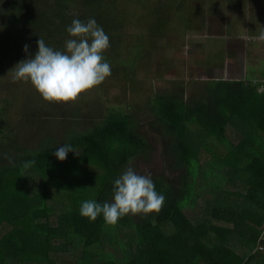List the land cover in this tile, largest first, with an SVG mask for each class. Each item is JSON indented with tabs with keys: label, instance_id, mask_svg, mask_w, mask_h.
Here are the masks:
<instances>
[{
	"label": "trees",
	"instance_id": "1",
	"mask_svg": "<svg viewBox=\"0 0 264 264\" xmlns=\"http://www.w3.org/2000/svg\"><path fill=\"white\" fill-rule=\"evenodd\" d=\"M5 1L13 13L0 20V72L12 58H34L39 38L66 51L74 19L95 18L109 37V62V51L121 49L116 41L127 20L120 17L125 0ZM167 1L156 5L161 23L150 33L172 20L168 11L175 7L182 10L173 19L184 16L188 31L198 26L190 0ZM178 85L153 98L149 115L165 139L167 170L182 172L151 178L165 197L159 212L129 213L114 225L102 215L92 221L80 208L88 200L114 202V181L129 161L137 166V157L151 156L152 142L136 129L133 115H95V107L85 111L84 102L75 101L73 113L54 114L71 121L64 134L56 135L50 121L37 126L35 134L48 132L33 150L0 106V264H264V93L235 79H209L188 97ZM0 105H12L11 99ZM64 144L79 154L59 160L55 152ZM59 187L65 192L52 201ZM192 205L204 213L189 216Z\"/></svg>",
	"mask_w": 264,
	"mask_h": 264
},
{
	"label": "rangeland",
	"instance_id": "2",
	"mask_svg": "<svg viewBox=\"0 0 264 264\" xmlns=\"http://www.w3.org/2000/svg\"><path fill=\"white\" fill-rule=\"evenodd\" d=\"M146 1L149 2V0H125L126 5L123 4V7L120 8V10L122 9L120 17L122 20H127L122 28L123 30L117 31L119 39L116 41V44L121 45V49L109 51L108 54L113 57L111 62L105 58L111 66V75L102 84L84 93V96L82 95L76 102L83 104L81 103L83 101L85 111H92L95 107L96 112H93L95 115L107 113L110 110L132 114L137 124L136 129L146 135L152 142L154 149L149 158L137 157V166L133 164L129 166L133 167L135 172L140 175L150 174L151 178L160 173H166L170 177L176 175L179 177L181 170H167L169 163L167 158L164 159L166 156L163 153L165 139L158 132L157 126L150 123L152 117H150L149 112L153 108L151 101L158 94L173 89L178 84V87H181L187 93V97L191 94L194 95L206 80L217 79L218 77L215 74H207V72V75H205V70L196 72V69H191L193 64L200 65V61H195L189 66L183 65L182 57L187 49L184 39H188V30L183 25L184 16L180 17L181 22L173 19L177 14L176 11L179 10L178 7L168 11L172 20L169 21L168 17L166 26L155 27V31L150 33V28L153 25L161 23L158 18L160 19L162 11L160 6L156 5H160L162 0H151V5L146 4ZM176 1L168 0L167 2L172 5ZM178 1L182 2L184 0ZM5 2V0H0V20L7 21L9 14L13 13V9L10 4L7 5ZM226 2L227 0H190L189 11L196 20L200 18L203 27H205L209 15H217L215 23L224 19L223 11L226 8ZM236 2L237 15L230 17L231 23L250 25L248 20L251 19V23L254 25H257L258 21L264 24V0H236ZM156 8L159 10L158 15ZM161 8L166 11V6H161ZM152 10H154V14H151ZM223 24L224 22L221 25L219 23L218 26ZM202 35H206V32L202 31ZM221 42V40H218V43ZM206 45L211 48H218L215 42L207 41ZM256 46H259L258 42H256ZM214 55V53H211V56H209L213 60L212 63L209 62L210 73L218 69H224L223 66H228L231 62L227 54L219 53L217 57H214ZM253 56L251 54V58ZM256 58L259 60V64L255 66L252 63L245 64L249 74L255 72L264 74V56L259 55ZM13 59L7 70L4 69L0 72V99L10 98L12 105L0 106L7 108L8 119L12 121L11 124L17 128L20 135H27L28 138L25 144L33 150L38 149L48 129L38 130L41 134H35L37 126L47 125L50 121V128L55 125L53 131L56 135L64 134L68 123L71 124V121L63 123L54 114L73 113L75 102H48L43 99L31 82H14L12 73L9 71L16 66L17 61L22 60L19 58ZM131 69L133 70L131 71ZM24 115H26L25 119ZM68 117L73 116L70 114ZM231 189L236 190L235 187ZM201 191L198 190L199 193ZM64 192L59 187L55 192L56 197L50 196V198L52 201H59ZM199 211L204 213L202 207L197 208V206L192 205L187 213L193 217V214ZM104 248L107 251L109 250L107 245ZM260 248L263 249V247ZM61 256L70 258L71 254L61 253Z\"/></svg>",
	"mask_w": 264,
	"mask_h": 264
},
{
	"label": "clouds",
	"instance_id": "3",
	"mask_svg": "<svg viewBox=\"0 0 264 264\" xmlns=\"http://www.w3.org/2000/svg\"><path fill=\"white\" fill-rule=\"evenodd\" d=\"M66 30L72 37L65 42L66 51L55 50L39 38L34 58L19 62L9 71L14 82H31L48 102H75L111 75V66L104 57L110 47L109 37L95 18L86 22L74 19ZM256 39L264 41V30ZM24 48L27 53L29 46ZM69 152L77 153L70 144H64L57 148L55 155L64 161ZM33 164L34 160L24 166ZM164 202L165 197L156 191L151 175H140L129 166L114 181V202L101 205L94 200L84 201L80 214L92 221L102 215L106 223L114 225L129 213L159 212Z\"/></svg>",
	"mask_w": 264,
	"mask_h": 264
},
{
	"label": "crops",
	"instance_id": "4",
	"mask_svg": "<svg viewBox=\"0 0 264 264\" xmlns=\"http://www.w3.org/2000/svg\"><path fill=\"white\" fill-rule=\"evenodd\" d=\"M226 4L228 7L226 5L223 11L224 19L222 21L215 23V17L217 15L214 16L212 14L208 16L206 19L207 25L203 27L201 19L197 18L198 26L195 25L192 30L188 31V39H184L187 49L183 53V65L189 66L195 61H200V65L193 64L191 69H196V72L205 70V75L215 74L218 77L217 79L245 80L246 82H251L256 85L260 93H264V91L261 90V86L264 84V74L260 72L249 74V70L245 65L246 63H252V65L255 66L259 64V60L256 57L259 55L264 56V41L256 39L259 32L264 30V24L258 21V24L254 25L251 23V19L248 20L250 25H236L231 23L230 17L237 15L235 9L237 7V2L236 0H227ZM222 22H224V24L218 26L219 23L221 25ZM216 26H218V28H216ZM202 31H205L206 35H202ZM218 40L222 42L218 43ZM207 41L217 43L218 48L208 47L206 45ZM256 42H258L259 46H256ZM211 53L215 54L214 57H217L219 53L223 55L227 54L231 61L230 64L228 66H223L224 69H218L210 73L209 70H211V68L209 62H213V60L209 58ZM251 54H253L255 58L254 56L251 58Z\"/></svg>",
	"mask_w": 264,
	"mask_h": 264
},
{
	"label": "built area",
	"instance_id": "5",
	"mask_svg": "<svg viewBox=\"0 0 264 264\" xmlns=\"http://www.w3.org/2000/svg\"><path fill=\"white\" fill-rule=\"evenodd\" d=\"M261 90L264 91V84L261 86Z\"/></svg>",
	"mask_w": 264,
	"mask_h": 264
}]
</instances>
